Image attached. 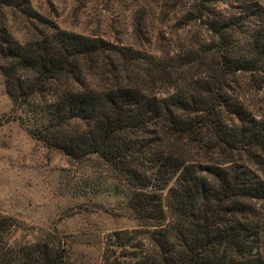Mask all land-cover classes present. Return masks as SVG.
<instances>
[{"label": "trees", "instance_id": "obj_1", "mask_svg": "<svg viewBox=\"0 0 264 264\" xmlns=\"http://www.w3.org/2000/svg\"><path fill=\"white\" fill-rule=\"evenodd\" d=\"M160 15L169 30L148 50L0 0L8 94L33 136L92 163L83 188L127 196L136 227L106 236L101 264H264V0H183ZM179 29L183 41L162 44ZM8 220L0 264L63 263L45 240L8 250Z\"/></svg>", "mask_w": 264, "mask_h": 264}, {"label": "rangeland", "instance_id": "obj_2", "mask_svg": "<svg viewBox=\"0 0 264 264\" xmlns=\"http://www.w3.org/2000/svg\"><path fill=\"white\" fill-rule=\"evenodd\" d=\"M182 1L28 0L35 12L63 30L141 44L148 50L155 48L156 35L166 30L161 8ZM9 19L13 35L24 39L20 18ZM165 33L162 44L171 47L186 34L181 29ZM26 108L13 103L0 71V216L9 219L8 250L45 240L63 251L61 264H101L106 236L136 227L127 196L83 188L82 181L93 175L92 163L77 165L33 136L29 128L35 126L34 117ZM16 255L23 260L22 251Z\"/></svg>", "mask_w": 264, "mask_h": 264}]
</instances>
